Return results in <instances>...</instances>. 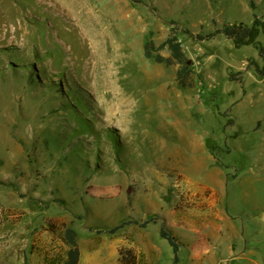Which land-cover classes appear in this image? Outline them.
<instances>
[{
	"label": "rangeland",
	"instance_id": "rangeland-1",
	"mask_svg": "<svg viewBox=\"0 0 264 264\" xmlns=\"http://www.w3.org/2000/svg\"><path fill=\"white\" fill-rule=\"evenodd\" d=\"M255 16L264 21V0H0V245H27V264L63 261L71 227L84 257L119 264L140 227L111 230L136 221L138 194L178 192L172 165L192 171L215 146L228 172L264 178V75L253 63L264 59L223 33L201 39ZM174 35L194 62L188 87L179 64L145 56ZM247 239L264 253V231Z\"/></svg>",
	"mask_w": 264,
	"mask_h": 264
},
{
	"label": "crops",
	"instance_id": "crops-1",
	"mask_svg": "<svg viewBox=\"0 0 264 264\" xmlns=\"http://www.w3.org/2000/svg\"><path fill=\"white\" fill-rule=\"evenodd\" d=\"M239 103L237 101L235 105ZM206 133L205 140L208 138ZM207 148V156L196 158L192 171L172 165L181 181L175 185L178 192H173L165 202L159 194L136 196V222L142 224L154 220L146 227L137 225L140 227L134 242L137 264H264L261 247L247 239L248 234L264 231V196L262 189L256 186L264 178L261 172L254 174L251 168L250 176H243L233 169L234 172H228L230 166ZM259 157L256 163L264 165V156ZM210 160V164L215 165L212 170L207 169ZM195 176L201 181L194 188L191 181ZM231 178L237 191V198L233 200L228 192ZM163 231L174 239L173 245L162 235ZM83 253L81 250L79 264L110 263L105 259L101 261L99 254L84 257ZM27 255V245H0V264H27L30 261ZM52 260L36 264H49Z\"/></svg>",
	"mask_w": 264,
	"mask_h": 264
},
{
	"label": "trees",
	"instance_id": "trees-1",
	"mask_svg": "<svg viewBox=\"0 0 264 264\" xmlns=\"http://www.w3.org/2000/svg\"><path fill=\"white\" fill-rule=\"evenodd\" d=\"M218 33H223L228 39L232 40L237 48H242L245 46H254L259 52V57L264 59V44L260 41V37L264 35V21L259 17L255 16L253 23L247 25L245 23H236L232 25L225 26L220 32H213L205 37H201L202 40H211L217 36ZM168 47L171 52V58H165L161 54H154L152 50L159 51ZM145 56L148 59H154L158 63H177L180 65L178 71V78L183 87H188L192 85V75L194 73L193 66L194 62L189 58L184 52L181 43L176 35L169 37L163 44L156 47L153 43L146 44L145 46ZM256 65V70L260 75H264V69H261L258 63L253 62ZM216 147H212V151H215ZM215 154V153H214ZM154 222V220L147 221L140 224L139 222L133 221L129 223H123L116 226L111 230V233H116L124 226L128 224H136L146 227L149 223ZM63 241L68 246L66 258L62 261L60 259H53L49 264H79L81 260V248L79 243L78 233L71 227H66L63 231ZM162 235L167 238L170 243L174 244V239L168 235L165 231ZM121 258L119 264H137L136 255L133 250H127L123 252L120 251Z\"/></svg>",
	"mask_w": 264,
	"mask_h": 264
},
{
	"label": "built area",
	"instance_id": "built-area-1",
	"mask_svg": "<svg viewBox=\"0 0 264 264\" xmlns=\"http://www.w3.org/2000/svg\"><path fill=\"white\" fill-rule=\"evenodd\" d=\"M5 216L4 211L2 210V208H0V227H1V220L2 218Z\"/></svg>",
	"mask_w": 264,
	"mask_h": 264
}]
</instances>
